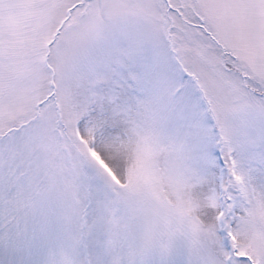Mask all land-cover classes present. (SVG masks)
Masks as SVG:
<instances>
[{"label":"snow or ice","instance_id":"6c2138e0","mask_svg":"<svg viewBox=\"0 0 264 264\" xmlns=\"http://www.w3.org/2000/svg\"><path fill=\"white\" fill-rule=\"evenodd\" d=\"M0 264H264V0H0Z\"/></svg>","mask_w":264,"mask_h":264}]
</instances>
